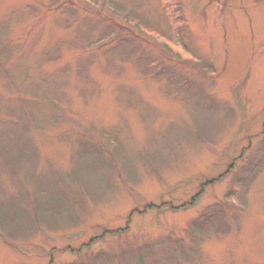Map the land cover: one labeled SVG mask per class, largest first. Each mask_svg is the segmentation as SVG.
I'll return each mask as SVG.
<instances>
[{"label":"rangeland","instance_id":"374dc122","mask_svg":"<svg viewBox=\"0 0 264 264\" xmlns=\"http://www.w3.org/2000/svg\"><path fill=\"white\" fill-rule=\"evenodd\" d=\"M170 2L0 0V264H264V0Z\"/></svg>","mask_w":264,"mask_h":264},{"label":"trees","instance_id":"16d2710c","mask_svg":"<svg viewBox=\"0 0 264 264\" xmlns=\"http://www.w3.org/2000/svg\"><path fill=\"white\" fill-rule=\"evenodd\" d=\"M160 3H161V6L163 7V9L166 13V16L169 18L171 24L174 25L175 27H177L176 18L178 19V16L176 15L174 6H172V3L170 2V0H160ZM253 168H254V166H253ZM249 181L250 180H247V177L245 178V180L242 179V181H241L242 185L241 186L248 183ZM212 215L213 214L209 212V213H206V215L203 218L206 220H210ZM214 215H215V213H214Z\"/></svg>","mask_w":264,"mask_h":264}]
</instances>
